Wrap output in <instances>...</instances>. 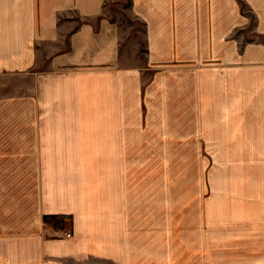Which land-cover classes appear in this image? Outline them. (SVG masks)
I'll return each instance as SVG.
<instances>
[{
  "label": "crops",
  "instance_id": "obj_1",
  "mask_svg": "<svg viewBox=\"0 0 264 264\" xmlns=\"http://www.w3.org/2000/svg\"><path fill=\"white\" fill-rule=\"evenodd\" d=\"M0 264H264V0H0Z\"/></svg>",
  "mask_w": 264,
  "mask_h": 264
},
{
  "label": "rangeland",
  "instance_id": "obj_2",
  "mask_svg": "<svg viewBox=\"0 0 264 264\" xmlns=\"http://www.w3.org/2000/svg\"><path fill=\"white\" fill-rule=\"evenodd\" d=\"M129 23L131 24H136L135 23H132L130 20H129ZM140 29V28H138ZM138 31V30H137ZM168 160L170 161H176V157H175V154L174 153H169L168 154ZM169 181H168V208H169V213L173 212L174 211V208H175V201H174V198L176 197V193H177V189H178V186L176 184V178H175V169L173 168H170L169 169ZM57 234H60L62 236H66V237H69L71 235V233L69 231H65L63 230L62 232H57ZM169 239H171V235H169ZM177 253L175 247L173 248H168V256H173ZM187 253V250H184V255H186Z\"/></svg>",
  "mask_w": 264,
  "mask_h": 264
}]
</instances>
